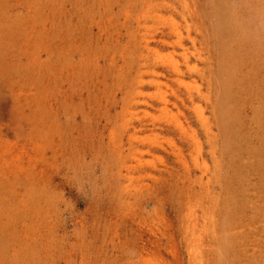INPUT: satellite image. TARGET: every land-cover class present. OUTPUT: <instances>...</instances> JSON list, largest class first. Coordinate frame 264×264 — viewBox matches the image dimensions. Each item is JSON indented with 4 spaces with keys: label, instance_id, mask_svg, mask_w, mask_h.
<instances>
[{
    "label": "rangeland",
    "instance_id": "rangeland-1",
    "mask_svg": "<svg viewBox=\"0 0 264 264\" xmlns=\"http://www.w3.org/2000/svg\"><path fill=\"white\" fill-rule=\"evenodd\" d=\"M21 1L25 4L17 12H22V49L18 54L10 48L8 54L11 60L21 54V61L16 68L8 64L10 72L0 76V233L7 234L9 245L14 238L0 261L193 264L184 222L187 196L183 184L175 182L180 180L177 173L171 175L165 164L170 165L173 156L149 153L148 146L137 151L133 137L130 140L135 133L136 0ZM258 6L264 10V0ZM208 25H203L204 36L211 33ZM9 40L16 43L13 33ZM208 47L219 55L218 43L209 41ZM204 66L200 62L199 68ZM209 74L216 76L212 86L198 83L215 100L220 94L218 75ZM19 83L35 94L22 99L21 107L9 87ZM197 102L208 105L203 98ZM197 129L206 143L203 130ZM141 151L144 165L135 157ZM227 156L222 153L224 165ZM18 159L24 168L15 164ZM230 196L232 203L234 194ZM204 197L195 196L194 201L201 219ZM259 206L264 208V201ZM20 231L33 235L32 243ZM215 235L205 237V249L213 253L208 264H219ZM20 242L25 243L22 248Z\"/></svg>",
    "mask_w": 264,
    "mask_h": 264
},
{
    "label": "bare ground",
    "instance_id": "bare-ground-1",
    "mask_svg": "<svg viewBox=\"0 0 264 264\" xmlns=\"http://www.w3.org/2000/svg\"><path fill=\"white\" fill-rule=\"evenodd\" d=\"M24 2L0 0V76L10 72L8 64L17 67L21 61L18 54L22 49L19 41L22 12L17 9L22 8ZM260 2L262 0H204V3L201 0H136L135 3L137 14L132 30L136 55V102L132 111L135 133L130 140L133 137L132 146L137 151L148 146L149 153L165 152L173 156V162L169 165L165 161V164L171 175L177 173L180 180L175 182L183 184L187 196L184 222L193 264L210 261L208 256L213 253L205 248H209L206 239L213 233L218 235L216 252L213 251L219 264H264V208L259 206L264 201V10L258 6ZM12 11L14 13L10 14ZM208 22L211 33L204 36L203 25ZM12 33L14 44L9 40ZM209 41L218 43L217 57L210 53ZM14 47L13 52L18 54L11 60L8 54ZM200 62L206 64V68H199ZM213 71L218 75L220 93L215 100L198 83L199 79L212 86L216 76L208 73ZM164 80L169 91L163 88ZM9 87L19 107L22 99L35 98L32 88L27 90L29 87L25 84ZM202 98L208 104L206 107L197 102ZM172 105L177 112H173ZM197 126L203 130L206 143ZM177 140L183 144L180 146ZM206 145L208 152L205 153ZM141 152L135 156L139 162L143 161ZM225 152L226 165L222 158ZM19 163L18 159L15 164ZM152 167L157 166L152 163ZM232 193L234 202L231 203ZM199 195L207 197H204L202 219L197 216L198 205L194 202ZM6 236L0 233L1 258L14 239L9 245ZM32 236L27 234L25 240L30 243ZM19 244L20 248L25 245ZM12 250L17 254L14 246ZM5 260L0 264H6Z\"/></svg>",
    "mask_w": 264,
    "mask_h": 264
}]
</instances>
